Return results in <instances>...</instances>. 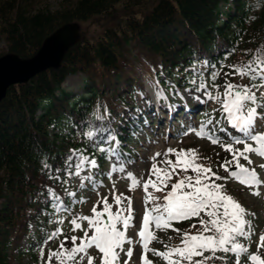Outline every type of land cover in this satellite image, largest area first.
Instances as JSON below:
<instances>
[{"label":"trees","instance_id":"obj_1","mask_svg":"<svg viewBox=\"0 0 264 264\" xmlns=\"http://www.w3.org/2000/svg\"><path fill=\"white\" fill-rule=\"evenodd\" d=\"M41 1L0 0V43L6 45L0 56L11 52L32 57L65 23L102 18L109 24L92 36L83 28L82 40L67 52L60 68L11 86L0 102V264H41L39 248L34 247L58 226L49 223L47 211L42 213L47 207L45 186L57 192L64 187L49 179L42 161L63 167L70 150L93 152L80 132L86 127L82 122L118 129L120 139L130 142L127 110L148 107L145 98L150 100L140 69L153 70L160 85L169 87L165 81L174 85L175 72L185 71L193 60L216 62L234 48L225 61L232 65L246 61L247 50L264 45V0H63L57 9ZM227 71L223 69L219 83H250L225 77ZM77 73L85 78L80 95L62 88L66 78ZM138 89L142 106L135 100ZM97 109L104 121L96 120ZM95 153L102 163L103 154ZM74 232L64 227L55 249Z\"/></svg>","mask_w":264,"mask_h":264},{"label":"snow or ice","instance_id":"obj_2","mask_svg":"<svg viewBox=\"0 0 264 264\" xmlns=\"http://www.w3.org/2000/svg\"><path fill=\"white\" fill-rule=\"evenodd\" d=\"M234 51V48L229 49L216 62L207 59L193 60L191 66L185 68L186 72L192 74L191 77H186L192 86L186 91L201 93L203 99L201 96L195 97L201 103H217L220 117L217 119L210 116L199 125L190 124L179 133L180 136L195 134L200 139H208L211 144L219 145L230 153L231 160L225 159L223 163L218 164V168H222L228 176H221L210 166L199 163L201 157L196 149L169 147L164 152H156L150 157L151 167L147 177H137L128 171V166L134 163V160L124 150L119 130H113L103 123L82 122L86 127L80 128V132L84 139L91 142L93 153L99 152L104 154L106 159L113 161L106 174L107 179L112 181V176L119 174L120 178L131 182L130 191H135L137 187L143 189L145 196L142 227L137 233L136 241L127 236L128 229L134 226L132 198L117 193L114 181L110 189L112 203H109L107 196H100L99 189L105 187V173L100 170L95 158L85 154L86 149H72L70 154L63 158V167H53L47 159L42 161V169L47 171L49 179H56L64 186L63 194L51 186H45L47 200L44 203L47 207L42 209V213L48 212L49 223L63 225L62 213L71 215L76 205L87 203L86 198H78L76 191L69 190L67 178L71 177L79 178L81 190L96 192L98 200L91 209V216L72 215V230L83 231V236H65L57 249L48 250L46 259L45 247L49 241L62 235V229L57 227L50 233H45V239L37 244L41 264H96L97 259L99 264H121L122 253L127 257L123 264H129L135 244H139L143 250L142 264H153L148 258V253L160 257L165 264H214L215 261L227 264L228 254L234 256V264H241L242 257H246V264H264V233L259 235L256 252L250 250L255 231L252 221L247 217L255 214L249 213L226 190L229 178L249 187L252 189L251 194L258 197L261 195V186H264V179L255 168L240 163L243 159L251 165L249 154L264 158V132L258 131L257 128V119L264 121V114L258 111L264 109V92L260 91L264 88V45L255 50H247L245 55L249 58L246 61L226 64L225 61ZM224 68L229 69L223 73L225 77L237 76L241 80L247 78L250 83L245 85L225 79L223 84H218L217 80ZM165 83H168L170 88L175 87L170 81L166 80ZM151 86L153 99L145 98L149 108H153L158 101L168 99L159 80H154ZM161 107L166 111L171 109V105ZM105 111L107 113V109ZM127 111V119L131 121L130 135L135 136L138 130L150 126V122L144 117L143 109ZM95 117L97 121H104L106 118L99 109ZM259 167L264 168V165ZM62 171L64 179L61 178ZM149 188L153 191L149 192ZM157 192L161 195L154 194ZM113 208L116 210L113 211ZM192 218H199L200 227L195 234L180 233L179 229H173L181 235L180 245L165 244L164 251L150 247L153 242L163 243L155 234L157 230H167L172 227L173 222ZM84 222L87 223V228L83 227ZM191 227L196 228V225ZM69 240L71 245L67 246ZM125 245L129 247L125 249ZM90 249L97 250L100 255H91Z\"/></svg>","mask_w":264,"mask_h":264},{"label":"rangeland","instance_id":"obj_3","mask_svg":"<svg viewBox=\"0 0 264 264\" xmlns=\"http://www.w3.org/2000/svg\"><path fill=\"white\" fill-rule=\"evenodd\" d=\"M44 6L49 7L50 9H57L60 7V4H62L63 0H42L41 1ZM109 23H107L105 20L102 18H97L96 21L92 22H87V23H82L81 24V33L83 35L82 29L86 30L87 34L89 36L96 35L97 33L101 32V27L106 26ZM111 25L113 23H110ZM6 49V45L4 42L0 43V50ZM142 72V77L144 81L146 79H149L147 74L144 72V70H141ZM181 76H184V73L181 71L177 72L176 78H179ZM83 84H84V75L83 74H76L69 76L65 82L62 85V88L65 89L67 92L71 93H82L83 89ZM152 81H148V85L146 86L149 89H152ZM191 87H183L178 90V95L182 97L181 100H188V101H195L197 103L199 102L195 97L196 96H201V99H203L201 93H196L194 91L188 92L186 89H189ZM165 93L167 94L168 98L172 97V89L170 88H163ZM261 92H264V88L260 89ZM259 94V93H258ZM137 97V100L140 101L141 96L137 92L135 95ZM206 106L200 107V109H206L209 108L211 110H217L219 109V105L215 103L214 101H205L204 103ZM165 105L167 103L165 102ZM258 111L262 114H264V109H258ZM218 114L220 115V112L217 110ZM193 115V114H192ZM199 115H194V124L192 122L191 118H187V120L183 121L181 124L177 125V129L174 135L169 136L167 133V126L168 123L171 120V116L165 115L163 113H159L157 117H155V122L157 125L153 129H148L147 131L141 133L140 138L142 139L141 142L138 144V149L133 150V153L135 154V159L134 163L130 164L128 166V171L133 172L137 177H140L141 175L147 177V172L151 167V160L150 157L153 156L156 152H164L167 148L172 147L175 149H196L197 152H201L204 150L209 151L208 153H216L220 154L223 150L222 147L219 145H213L208 139H200L198 138L195 134H190L188 136H180L179 133H181L185 128H187L190 124L191 125H199L201 121H204L202 118L198 117ZM196 117V118H195ZM257 128L258 131L263 132L264 131V121L257 119ZM66 131V130H65ZM149 134V135H146ZM150 136L151 138H149ZM170 137V138H169ZM192 145H195V147H191ZM238 147H243V146H238ZM206 153L205 155H209ZM250 159L252 160V163H257L260 165H264V158H261L255 154H249ZM232 159V156H230V159ZM243 159H241L242 161ZM240 161V162H241ZM113 161L108 160L106 164V168L108 171L110 170L111 163ZM262 179H264V168L260 169V172L258 173ZM112 181L115 182V188L117 193H123L126 196H129L132 198V207L134 209L133 212V227L129 228L127 231V236L131 238L133 241H136L138 239L137 233L142 227V216L144 212V205H143V198L145 196V193L141 187H137L135 191H130L129 186H130V181L127 179H122L120 178L119 174H114L112 176ZM112 181H109L107 177H104V185L105 187H101L99 189V194L100 196H107L109 203H112V196L110 195V189H112ZM233 186H236L237 188L241 189L240 196L242 200L244 201L243 206L246 208V210L249 213H254V216H251L252 219H256V222L254 225H257L256 228L254 229L255 235H253V238H259V235L261 233H264V186H261L260 192L261 195L255 196L252 195V189H250L247 186H244L240 184L238 181H236L234 178L231 180ZM236 187H233L232 189L238 190ZM243 187V188H242ZM78 188V193L80 194V197H84L87 199V203L84 204H79L78 206L83 207L85 210L90 211L93 208V206L96 204L98 200V196L96 192L90 191V190H81L79 186V178L75 177L73 180V185L69 187L70 191H74V189ZM64 192V189H62V193ZM115 209V208H114ZM251 220V219H249ZM84 228H87V223H83ZM35 228H33L34 230ZM156 236L160 240L162 237L166 242H171L173 240V235L171 232L167 230L159 231L157 230L155 232ZM258 240H255V243H257ZM51 243V241H49ZM154 243L153 242L150 247L154 248ZM129 246L125 245V249H127ZM157 248H161L158 247ZM256 248V245H255ZM253 249V251L255 250ZM162 251V249H159ZM90 254L93 256H99L100 254L97 252L95 249H90ZM143 255V250L139 244H135L133 246V256L131 260L129 261V264H142L141 262V257ZM148 258L150 260L156 261V262H161L163 263L164 261L158 257V256H153L151 253H148ZM127 259L124 254H121V262L123 264V261ZM86 263V262H85ZM96 264H99V260H96Z\"/></svg>","mask_w":264,"mask_h":264},{"label":"water","instance_id":"obj_4","mask_svg":"<svg viewBox=\"0 0 264 264\" xmlns=\"http://www.w3.org/2000/svg\"><path fill=\"white\" fill-rule=\"evenodd\" d=\"M77 22L65 23L44 40L38 52L30 58L15 53L0 57V102L10 86L29 82L48 69H58L66 53L77 44L82 34Z\"/></svg>","mask_w":264,"mask_h":264}]
</instances>
